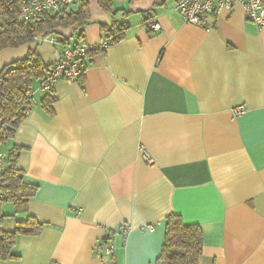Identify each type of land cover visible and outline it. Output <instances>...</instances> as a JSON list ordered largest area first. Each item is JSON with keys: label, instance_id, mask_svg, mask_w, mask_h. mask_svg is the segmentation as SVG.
Wrapping results in <instances>:
<instances>
[{"label": "crops", "instance_id": "crops-1", "mask_svg": "<svg viewBox=\"0 0 264 264\" xmlns=\"http://www.w3.org/2000/svg\"><path fill=\"white\" fill-rule=\"evenodd\" d=\"M174 3L113 0L110 13L88 0L82 42L118 32L113 21L123 34L85 53L82 78L53 84L52 112L32 106L0 145L19 146L16 166L37 184L27 210L3 227L27 215L44 223L38 234L16 235L18 257L0 264H153L170 212L199 225V264H264V22L235 3L203 27L184 22ZM148 11L160 29L145 26ZM75 26L53 33L72 43ZM68 45L3 48L0 67L28 47L51 63ZM109 231L114 251L98 256L94 245Z\"/></svg>", "mask_w": 264, "mask_h": 264}, {"label": "trees", "instance_id": "trees-1", "mask_svg": "<svg viewBox=\"0 0 264 264\" xmlns=\"http://www.w3.org/2000/svg\"><path fill=\"white\" fill-rule=\"evenodd\" d=\"M97 4L106 12L112 13L117 10L114 9L113 0H97ZM19 7L20 0H0V50L32 43L40 33L54 34L56 27H68L74 24H76L73 32L76 37L74 41L71 43L68 37L55 33L59 38L56 42L61 41L71 46L82 42L80 26L88 23L90 19L88 0H80L61 8L58 12H44L30 21L18 18ZM100 27L104 30L103 24ZM112 27L119 30L117 38L113 41L120 39L123 34L121 27L116 25L115 21L111 23L110 29ZM103 50L104 47L94 45L86 49L85 53L91 54ZM50 64L43 62L36 47H28L22 57L0 67V145L13 137L16 127L23 121L27 111L36 105L31 103L29 91L37 87L39 79L49 69ZM84 67L85 65H81L82 72ZM82 72L79 79L82 78ZM53 100L51 93L44 94L37 104H41L51 113ZM18 149L19 146H12L11 152L6 157V168L2 173L4 196L0 199V204L9 201L13 206L9 214L0 211V259L2 260L18 257V254L12 250L16 235L38 234L44 224L35 216L27 215L24 219L15 220L11 229H5L2 225L4 219L12 216L13 213L27 210L28 200L37 189V184L25 180L21 170L16 166ZM111 233L112 231H109L106 238H110ZM201 250L202 234L199 225L196 222H185L179 213L170 212L164 218L163 242L153 264H199Z\"/></svg>", "mask_w": 264, "mask_h": 264}, {"label": "built area", "instance_id": "built-area-1", "mask_svg": "<svg viewBox=\"0 0 264 264\" xmlns=\"http://www.w3.org/2000/svg\"><path fill=\"white\" fill-rule=\"evenodd\" d=\"M79 1L20 0L18 18L20 20L30 21L44 12H58L61 8ZM235 3L241 4L247 19L254 22L258 27L262 25L264 22V0H175L174 9L184 22L206 27L208 26V18L211 15L215 14L222 7L230 9ZM145 26L154 31L161 27L160 23L155 20L152 12H148V16L145 19ZM117 35V31H112L104 38H101L95 45L106 47L117 38ZM36 39L39 41L47 40L51 43L59 40L57 35L49 32L38 34ZM92 46L94 45L80 42L76 45H68L60 50H56L49 69L39 79L37 87L29 91L31 103L37 104L42 95L52 93L53 84L59 78H64L68 81L79 79V75L82 72L80 58L85 53V50ZM242 110L243 107L241 104L236 105L234 108L235 114H239ZM139 149L145 160L150 164L153 163V159L146 153L143 146H139ZM11 150L4 151L0 149V199L4 196L2 190V186L4 185L2 173L6 168V157ZM129 230L130 226L125 223L118 227L117 232L124 238ZM114 248V244L106 236L99 239L94 245V251L98 256L112 254Z\"/></svg>", "mask_w": 264, "mask_h": 264}]
</instances>
